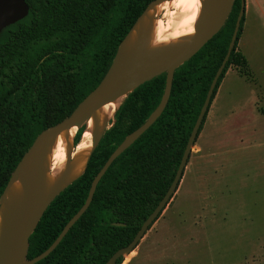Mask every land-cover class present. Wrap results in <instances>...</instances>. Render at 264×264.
<instances>
[{
  "label": "trees",
  "instance_id": "1",
  "mask_svg": "<svg viewBox=\"0 0 264 264\" xmlns=\"http://www.w3.org/2000/svg\"><path fill=\"white\" fill-rule=\"evenodd\" d=\"M25 1L27 15L0 32V195L36 135L66 118L96 87L121 40L152 0ZM240 2L234 0L221 29L175 69L160 116L112 161L85 212L58 245L34 264H105L132 240L174 178L211 80L227 51ZM243 22L244 15L211 101L230 65L251 79L247 60L237 49ZM165 77V73L157 75L126 94L82 174L47 206L29 237L27 258L45 250L81 207L108 156L159 103ZM83 127L78 128L74 145ZM121 261L122 256L116 264Z\"/></svg>",
  "mask_w": 264,
  "mask_h": 264
},
{
  "label": "rangeland",
  "instance_id": "2",
  "mask_svg": "<svg viewBox=\"0 0 264 264\" xmlns=\"http://www.w3.org/2000/svg\"><path fill=\"white\" fill-rule=\"evenodd\" d=\"M237 49L251 79L228 67L176 191L120 264H264V0H247Z\"/></svg>",
  "mask_w": 264,
  "mask_h": 264
},
{
  "label": "water",
  "instance_id": "3",
  "mask_svg": "<svg viewBox=\"0 0 264 264\" xmlns=\"http://www.w3.org/2000/svg\"><path fill=\"white\" fill-rule=\"evenodd\" d=\"M162 1L163 0H152L147 4L143 12L137 17L132 28L121 40L111 64L96 87L77 104L66 118L40 131L12 170L5 188L0 195V206L4 197V192L18 180L24 189V195L17 208L9 215L2 231L0 238V264H34L46 257L58 245L70 227L89 206L100 178L106 172L112 161L149 128L164 110L170 96L175 69L192 57L221 29L228 18L234 2V0H200L201 11L195 24V32L192 36L183 38L181 41L172 45L154 50H143V41H141L138 50L131 54L124 55L123 49L127 37L135 27L140 24H145L146 12ZM245 5V0H241L240 9L227 51L211 80L204 102L189 134L181 160L169 188L153 211L145 218L132 240L125 246L117 249L107 259L105 264H116L118 257L129 253L137 245L147 228L158 217L176 191L183 175L184 168L188 162L191 148L197 138L200 125L210 105L217 80L235 46L240 22L245 12ZM28 9L29 6L25 0H0V32L6 26L24 18L28 13ZM162 73L166 74L165 85L160 101L155 109L140 126L128 133L108 156L103 166L92 179L84 203L66 222L53 242L38 255L33 258H27L29 237L34 231L38 221L54 197L73 181H70L47 196L43 195L40 175L42 171L45 170V157L51 147L67 129L72 126H77L79 128L81 125H85L89 117L97 109L119 97H121L119 101L120 104L128 92ZM109 121L110 119L106 122L108 127L110 126ZM108 127L92 135L91 152L98 144L105 129ZM72 145L75 146L74 142Z\"/></svg>",
  "mask_w": 264,
  "mask_h": 264
},
{
  "label": "bare ground",
  "instance_id": "4",
  "mask_svg": "<svg viewBox=\"0 0 264 264\" xmlns=\"http://www.w3.org/2000/svg\"><path fill=\"white\" fill-rule=\"evenodd\" d=\"M200 11V0H163L146 12L145 24L135 27L127 37L123 54L128 55L138 50L141 41L143 50H154L192 36ZM120 99L121 97L103 105L89 117L85 128L83 127L85 142L79 140L75 146L72 145L71 136L75 134L77 126H72L61 134L45 157L46 161H52V173L56 175L54 179L51 178L49 167L42 171L40 179L43 195L47 196L58 190L82 173L91 152L92 135L105 127ZM23 195L24 189L19 180L4 192L0 206V238L9 215L20 204Z\"/></svg>",
  "mask_w": 264,
  "mask_h": 264
},
{
  "label": "flooded vegetation",
  "instance_id": "5",
  "mask_svg": "<svg viewBox=\"0 0 264 264\" xmlns=\"http://www.w3.org/2000/svg\"><path fill=\"white\" fill-rule=\"evenodd\" d=\"M145 168H146V167H143V169H145ZM160 200H161V199H160ZM160 200H159V201H160ZM158 203H159V202H158ZM158 203H157V204H158ZM165 206H166V205H165ZM155 207H156V206H155ZM155 207H154V208H155ZM154 208H153V209H154ZM152 211H153V210H152ZM152 211H151V212H152ZM151 212H150V213H151ZM161 212H162V211H161ZM150 213H149V214H150ZM149 214H148V215H149ZM159 215H160V214H159ZM159 215H158V216H159ZM156 219H157V218H156ZM156 219H155V220H156ZM155 220H154V221H155ZM154 221H153V222H154ZM142 223H143V222H142ZM151 225H152V223L150 224V226H151ZM150 226H149V227H150ZM149 227L147 228V230L149 229ZM147 230H146V231H147Z\"/></svg>",
  "mask_w": 264,
  "mask_h": 264
},
{
  "label": "clouds",
  "instance_id": "6",
  "mask_svg": "<svg viewBox=\"0 0 264 264\" xmlns=\"http://www.w3.org/2000/svg\"><path fill=\"white\" fill-rule=\"evenodd\" d=\"M55 175H56V173H52L51 174V178L54 179L55 178ZM17 184L19 185V182H17Z\"/></svg>",
  "mask_w": 264,
  "mask_h": 264
},
{
  "label": "crops",
  "instance_id": "7",
  "mask_svg": "<svg viewBox=\"0 0 264 264\" xmlns=\"http://www.w3.org/2000/svg\"><path fill=\"white\" fill-rule=\"evenodd\" d=\"M245 3H246V6H245V11H246V9H247V0H246V2H245Z\"/></svg>",
  "mask_w": 264,
  "mask_h": 264
}]
</instances>
